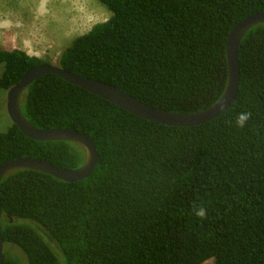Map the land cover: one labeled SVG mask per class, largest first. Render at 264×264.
<instances>
[{
    "label": "trees",
    "instance_id": "1",
    "mask_svg": "<svg viewBox=\"0 0 264 264\" xmlns=\"http://www.w3.org/2000/svg\"><path fill=\"white\" fill-rule=\"evenodd\" d=\"M110 12L75 37L57 65L110 83L144 103L192 113L212 105L227 81L225 44L264 0H99ZM0 89L49 62L1 49ZM239 82L226 111L193 126L147 120L54 74L19 98L39 128L88 135L98 162L65 181L34 169L0 180L3 264H264V23L238 46ZM249 112L244 127L238 114ZM35 156L63 168L82 164L68 140H36L14 123L0 131V163ZM205 216L196 215L198 209ZM62 254L60 262L43 236ZM22 255V254H21Z\"/></svg>",
    "mask_w": 264,
    "mask_h": 264
},
{
    "label": "water",
    "instance_id": "2",
    "mask_svg": "<svg viewBox=\"0 0 264 264\" xmlns=\"http://www.w3.org/2000/svg\"><path fill=\"white\" fill-rule=\"evenodd\" d=\"M264 23V11L252 13L239 22L229 31L225 50L227 58V81L221 96L209 107L192 112H174L150 106L131 96L118 87L93 78L80 76L54 64H38L29 67L18 82L7 89L6 111L14 123L26 136L36 140H68L81 145L84 150V159L81 165L75 168L56 166L48 160L35 156H22L0 163V180L12 171L19 169H34L50 174L65 181H75L87 177L98 162V153L91 138L85 133L67 127L39 128L30 123L19 106V98L24 89L33 80L43 74H54L63 80L82 89L102 97L118 107L138 117L172 126H193L212 120L227 110L238 89L239 64L238 46L246 31L256 25ZM1 221V199H0ZM3 239L0 224V264H3Z\"/></svg>",
    "mask_w": 264,
    "mask_h": 264
},
{
    "label": "rangeland",
    "instance_id": "3",
    "mask_svg": "<svg viewBox=\"0 0 264 264\" xmlns=\"http://www.w3.org/2000/svg\"><path fill=\"white\" fill-rule=\"evenodd\" d=\"M110 16L99 0H0V48L21 49L28 55L57 65L58 58L71 41ZM3 64L0 63V73ZM7 90L0 89V131L11 125L6 111ZM42 236L41 227L28 219H18ZM60 262L62 254L43 236ZM3 249L24 256L20 248L5 243ZM22 254V255H21ZM201 264H213L208 259Z\"/></svg>",
    "mask_w": 264,
    "mask_h": 264
},
{
    "label": "clouds",
    "instance_id": "4",
    "mask_svg": "<svg viewBox=\"0 0 264 264\" xmlns=\"http://www.w3.org/2000/svg\"><path fill=\"white\" fill-rule=\"evenodd\" d=\"M250 118H251V113L249 112L240 113L237 116L236 123L239 127H244ZM196 215L199 217H204L205 210L203 208L198 209Z\"/></svg>",
    "mask_w": 264,
    "mask_h": 264
}]
</instances>
